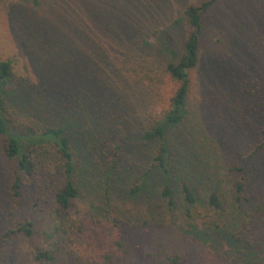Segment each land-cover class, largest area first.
Returning a JSON list of instances; mask_svg holds the SVG:
<instances>
[{
	"label": "rangeland",
	"instance_id": "374dc122",
	"mask_svg": "<svg viewBox=\"0 0 264 264\" xmlns=\"http://www.w3.org/2000/svg\"><path fill=\"white\" fill-rule=\"evenodd\" d=\"M200 1L39 0L34 6L0 0V57L12 59L14 67L11 113L67 126L74 145L88 133L87 128L80 134L72 128L78 115L80 127L89 121L92 130L93 123L105 117L108 125L101 129L109 135L107 152L119 145L108 191H103L97 174L78 172L82 196L77 200L79 209L98 217L105 231L112 217L119 219L130 263L161 262L173 251L183 256L182 264L250 263L247 244L236 236L248 232L249 217L232 207L220 171H207L210 180L201 176L193 181L200 198L212 187L219 190L221 210L199 201L187 212L179 201L162 199L158 187L166 177L157 167L138 197L127 190L129 179L151 165L152 148L139 139L143 124L166 108L177 86L165 73L164 62L182 53V9ZM201 48L199 64L191 72L189 117L181 135L186 134L190 145L213 142L225 152V161L236 162L259 141L264 119L244 105V96L252 98L250 93L264 88V0H217L204 18ZM128 63L131 71L123 84L129 90L123 97L116 91L113 73ZM179 153L177 148L170 152L172 163L179 162ZM250 167L251 203L245 212L264 220V152ZM11 169L0 147V264H41L34 257L35 247H46L41 232L51 224L49 192L60 176L49 168L44 195L36 190L37 183L25 181L20 200H14ZM181 171L180 163L171 165L174 176L168 181L174 192ZM21 220L32 221L31 236L16 231ZM62 252L52 264H81L69 258L66 248Z\"/></svg>",
	"mask_w": 264,
	"mask_h": 264
},
{
	"label": "trees",
	"instance_id": "16d2710c",
	"mask_svg": "<svg viewBox=\"0 0 264 264\" xmlns=\"http://www.w3.org/2000/svg\"><path fill=\"white\" fill-rule=\"evenodd\" d=\"M20 1L36 6L39 0ZM216 2L217 0H201L186 4L182 9V17L186 23L182 53L177 60L168 59L164 62L165 73L177 86L169 96L166 108L155 113L153 117L148 116L143 124L139 139L143 143L148 142L152 148L151 165L144 171L135 173L136 177L129 179L127 190L134 198L138 197L148 187L152 169L157 167L166 177L158 187L162 199L168 203L179 201L183 206H187V212L199 201L210 209L221 210L223 199L219 190L212 187L200 198L193 181L201 176L210 180L213 176L207 171L212 175L220 171V176H224L228 183L232 207L236 212L247 215L249 218L245 221L250 223L248 232H244L243 236L238 232L236 235V231L233 230L230 233L234 237L237 236L238 242L243 240L247 244L249 264H264V220L256 219V214L245 212L251 203L248 192L251 179L250 164L253 162L254 165L264 152V119L261 121L259 141L252 145L240 160L232 163L224 160L225 152L214 147L213 142L208 144L204 141L203 145L192 142L190 145L184 138L186 134L181 135L182 126L189 117L191 72L196 69L200 60L203 21ZM130 71L131 65L128 63L121 72L113 73L112 81L117 87L115 89L123 97L129 90L127 87L129 85L123 84L128 78L125 73ZM13 75L12 59L0 57V147L2 154L12 163L10 171L12 197L14 200H20L25 181L37 183L39 189L36 190L40 196L44 195L45 182L51 175L49 168L58 172L60 176L49 192L51 224L41 232L46 247H35L36 260L41 261V264H52L58 261L57 254L63 253L62 249L66 248L67 252L72 253L69 254V258L79 260L81 264H148L130 263L128 247L116 216L111 218L108 230L105 231L100 226L98 217L89 212H82L78 207L77 199L82 196L81 180L76 178L78 172H85L90 176L97 174L96 179L106 192L113 175L114 163L118 160V143L107 152L106 142L109 135H106V130L101 129L108 125L105 117H100L97 123H93L94 130L89 121L80 127L78 121L80 115L74 122L75 127L72 126V120L68 119L72 128L79 134L88 129L83 141H78L74 145L72 137L74 135L72 130L66 129L67 126L62 127L56 121L43 123L39 119L20 118L11 113L9 96ZM250 94L253 95L252 98L244 96L246 110L251 114L260 113L264 118V88H257L256 92ZM242 113L245 112L242 110ZM111 120H115V116H111ZM173 148L180 150L178 163L185 171H181L178 178L176 177L179 180L177 192H174L168 181L169 177L174 176L170 174L171 165H178L170 161V152ZM78 151L81 152L80 157L77 156ZM109 158H113L112 164H109ZM79 161L81 165L78 164ZM50 164H54L55 168ZM105 164L108 169L102 168ZM76 165L80 167L76 169ZM200 166L202 169H199ZM33 227L31 220H21L16 231L31 236ZM182 259L183 256L179 252L173 251L167 253L161 262L149 264H182Z\"/></svg>",
	"mask_w": 264,
	"mask_h": 264
}]
</instances>
